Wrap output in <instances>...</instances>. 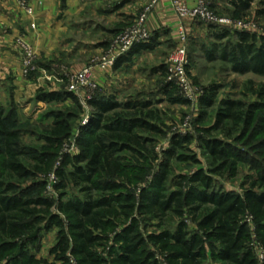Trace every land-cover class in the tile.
I'll return each instance as SVG.
<instances>
[{
    "label": "trees",
    "instance_id": "16d2710c",
    "mask_svg": "<svg viewBox=\"0 0 264 264\" xmlns=\"http://www.w3.org/2000/svg\"><path fill=\"white\" fill-rule=\"evenodd\" d=\"M253 1L232 0L230 4L244 13ZM207 26L215 31V42L205 50L207 61L217 59L234 74L251 73L264 79L263 36ZM157 38L155 33L148 42L133 45L115 61L113 69L133 54L153 51ZM107 45L105 42L103 48ZM35 66L37 70L26 78L35 77L41 68L48 73L54 70L52 63L39 65L36 60ZM163 72L165 64L159 68V73ZM260 86L254 102L223 99L218 103L214 125L223 140L203 139L207 169L179 177L182 184L172 191L166 186L169 161L175 158L177 162L198 164L196 157L170 150L159 170L154 171L150 163L157 158L150 148L151 137L162 135V131L151 123L155 114L148 110L149 104H121L111 96L95 93L87 102L92 109L90 121L80 128L81 153L65 157L59 171L63 184L58 191L64 189L65 181L78 192L70 196L59 192L57 199L43 196L37 188L22 187L31 172L18 159L22 149L19 130L14 128L18 123L15 109L12 103L8 108L0 104V264H41L36 251L53 228L57 233L50 253L62 264H69L70 257L76 264H158L150 247L165 253L168 264H204L206 246L212 264H264V260L258 263L250 246L255 235V241L264 248V156L252 152L258 153L260 160L250 158L247 162V150L241 147L259 134L264 141V85ZM36 99L47 104L68 100L74 109L51 110L45 115L52 122L42 131L46 146L39 154L48 162L57 157L83 108L65 89L39 91ZM175 101L187 102L184 98ZM201 104L207 108L212 102L202 100ZM118 109L133 115L109 117ZM188 142L187 137L170 138L173 149ZM124 154L143 161L142 169L131 175L130 168L123 165ZM246 163L254 176L241 195L215 186L214 176L222 177L225 171L233 172L236 164ZM65 167L70 170L65 172ZM248 217L253 231L244 222ZM169 219L176 222L166 227ZM184 219L196 223L197 230H187ZM146 221H156L158 232L142 233L140 224ZM111 241L113 244H108ZM105 246L107 250L98 251Z\"/></svg>",
    "mask_w": 264,
    "mask_h": 264
},
{
    "label": "rangeland",
    "instance_id": "374dc122",
    "mask_svg": "<svg viewBox=\"0 0 264 264\" xmlns=\"http://www.w3.org/2000/svg\"><path fill=\"white\" fill-rule=\"evenodd\" d=\"M91 3L86 15L79 19L78 27L69 31L66 36L71 40L68 43L66 52H84L85 55L90 54L92 57L103 53L111 44L117 34L131 27L135 23V19L143 10L146 0H90ZM209 9L218 17L230 19L234 21H242L249 23L254 27L249 32L264 37V14H258L264 11V0H255L251 3L248 11L241 13L235 11L230 4L232 0H205ZM96 2V3H95ZM189 28V38L187 42V54L189 63L187 68V76L193 88L197 90V96L192 102L177 103V99L183 100L181 91L173 84L166 82L164 72L159 73V68H152L159 62H165L166 57L173 47V41L170 37L158 41L153 52H140L136 57H131L128 62L119 71L120 86H102L95 93L111 96L121 104L128 102H145L149 104L148 110L154 112V120L152 124L158 126L162 135H153L151 139L155 161H151L154 171H158L160 164L165 161V154L172 150L176 154H184L186 156H195L198 164L191 162H177L175 158L169 161L167 190L172 191L177 188L178 184H182L179 177L183 175H191L197 169H207L208 158L204 151L201 141L203 139H219L223 140L218 129L214 125V114L218 103L223 99L240 100L245 103L254 102L256 100L255 91L259 90L260 85H264V79L251 73L239 75L230 71L227 64L215 59L212 62L207 61L205 50L210 48V44L214 43L212 34L214 29L200 22H193L187 25ZM216 26V25H212ZM217 28H226L237 30L234 27L216 26ZM103 40L108 43L107 47L99 51L97 41ZM93 43V44H92ZM147 53V54H146ZM83 54V53H82ZM144 54V55H143ZM74 58L70 60L72 63H81L85 59ZM90 57V59L92 58ZM87 59V58H86ZM88 60V62L90 61ZM82 64V63H81ZM65 73L68 71L64 70ZM63 72V74H64ZM58 75L62 78L61 70ZM65 86H40L30 95L23 96L18 102L12 97L2 100L0 104L8 108L12 103L15 109L17 124L14 128L19 130V143L22 149V155L18 159L22 160L27 169L31 172V177L25 179L22 187L25 189L37 188L42 192L43 196L48 198H58L59 192H66L68 196L76 195L77 190L73 189L68 182L64 181L65 187L58 191V186L62 183L59 171L65 157L78 156L81 153L80 128L88 125L92 109L87 104V99L79 101L83 108V113L79 120L76 121L71 135L65 140L57 157L48 162L42 161L39 152L44 148L45 141L41 136L42 131L51 124L52 119H47L45 115L51 110H61L64 112L74 111L70 101H62L58 103L47 104L38 102L36 95L39 91H52L53 87L57 90H67V77ZM128 82L129 86L125 83ZM94 93V94H95ZM202 100H210L212 105L204 107ZM28 103L29 107L25 113L22 109ZM132 112H125L118 109L110 114L109 117L129 118ZM187 137L189 142L182 145L179 149H173L170 144V138L173 136ZM263 134L253 137L246 145H239L247 150L245 161L250 158L259 159L258 153L264 156ZM241 144V143H240ZM125 161L123 165L130 168V174H136L142 169L143 161L137 159L131 154H124ZM2 157H0V160ZM70 167H65L67 172ZM6 175V174H5ZM4 175V177H5ZM254 176V172L250 169V164H236L233 172L225 171L223 176H214L213 180L216 187H221L226 192L241 195L249 184V178ZM147 178L146 180H149ZM42 185L41 189L38 186ZM143 186V185H141ZM60 219L63 217L60 215ZM176 222L175 219H169L166 227H171ZM187 230L195 232L197 230L196 223L191 219H184ZM245 222V220H244ZM156 221H146L140 224L142 233L158 232ZM250 229L252 225L249 224ZM57 229L53 228L44 235L39 249L36 251V258L41 264H62L51 255V250L55 244ZM250 246L258 244L255 241V235L251 237ZM214 244V242H212ZM108 244H113L112 241ZM108 246V245H107ZM204 264H212L211 257L208 253ZM104 247L98 249L104 252ZM254 249V247L252 248ZM264 250V248L262 247ZM258 250V249H257ZM150 251L154 253L158 264H168L165 253L159 252L158 248L150 247ZM255 251V249H254ZM256 253V251L254 252ZM104 254V253H103Z\"/></svg>",
    "mask_w": 264,
    "mask_h": 264
},
{
    "label": "crops",
    "instance_id": "0c3cea01",
    "mask_svg": "<svg viewBox=\"0 0 264 264\" xmlns=\"http://www.w3.org/2000/svg\"><path fill=\"white\" fill-rule=\"evenodd\" d=\"M61 1L30 0L32 14L27 15L18 7L15 0H0V103L8 97L20 102L23 96L32 94L40 86H65V80L62 79L66 76L63 74L64 70L68 73H78L88 65V60L92 57L90 54L85 55L84 52L77 53V51L66 52L68 42H71L66 34L78 27L79 19L86 15L89 7L92 8L89 6L91 1L63 0L62 5ZM149 2L150 0H146L143 7ZM193 5L194 2L187 3L188 7ZM178 23L179 20L171 9L169 0H158L147 19L146 27L152 36L158 33L157 42L170 37L174 47V34ZM189 24L191 22H185L187 30ZM19 36L31 46L39 65L52 63L54 69L52 72L48 73L41 68L33 78L21 76L20 54L14 45L15 38ZM96 43L99 51L102 50L105 41L100 40ZM82 55L85 59L81 62L82 64L70 61L74 58H82ZM136 55L133 54L131 57ZM127 62L126 59L115 69L107 72L93 70L97 85L99 87L120 86L119 71ZM164 64L165 62H159L152 68H160ZM59 70H61L62 78L57 73ZM127 83L125 85L129 86ZM52 91H57V88L53 87ZM25 106L27 108L22 109V113L28 110V103Z\"/></svg>",
    "mask_w": 264,
    "mask_h": 264
},
{
    "label": "built area",
    "instance_id": "2783aa9c",
    "mask_svg": "<svg viewBox=\"0 0 264 264\" xmlns=\"http://www.w3.org/2000/svg\"><path fill=\"white\" fill-rule=\"evenodd\" d=\"M29 1L15 0L18 7L27 15L32 14ZM157 1L150 0L135 19V23L117 34L106 50L92 57L84 69L78 73H64L67 77L68 87L66 91L68 93L73 94L82 101L86 98L88 102L99 88L94 79L93 70L107 72L113 69L115 61L126 54L133 45L148 42L151 34L147 30L146 22ZM188 2H194L193 7H188ZM169 3L179 23L175 28V45L165 60V79L167 83L173 84L181 91L183 98L187 102H192L195 96H197V90L192 87L187 76L189 63L187 42L189 31L186 28L185 22H200L206 25L234 27L237 30L246 32H249V29L254 26L242 21L233 22L230 19L216 16L209 9L205 0H169ZM14 45L20 54L21 76L26 78L37 70L35 66L36 55L31 46L20 36L15 38ZM245 222L251 225V218H246ZM253 247L256 251L255 256L257 261L261 263L264 260V250L256 243L252 245ZM69 264H76V262L70 257Z\"/></svg>",
    "mask_w": 264,
    "mask_h": 264
}]
</instances>
